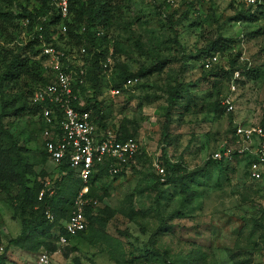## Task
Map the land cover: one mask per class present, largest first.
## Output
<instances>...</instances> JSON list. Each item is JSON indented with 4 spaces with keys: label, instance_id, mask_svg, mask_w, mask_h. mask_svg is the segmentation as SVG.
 Returning a JSON list of instances; mask_svg holds the SVG:
<instances>
[{
    "label": "rangeland",
    "instance_id": "1",
    "mask_svg": "<svg viewBox=\"0 0 264 264\" xmlns=\"http://www.w3.org/2000/svg\"><path fill=\"white\" fill-rule=\"evenodd\" d=\"M11 1L13 14L19 8L40 12L39 0ZM48 12L29 22L15 20L10 36L24 42L23 34H35L50 19ZM240 13L256 20L233 21ZM72 18L69 12L66 24H73ZM84 26L83 18L71 34L87 45L86 87L100 104L101 123L136 139L140 154L127 174L94 181L91 229L65 239L53 227L37 237L43 246L35 251L28 249L32 243L24 249L8 245L20 233V220L17 202L6 203L0 193V264H33L45 247L52 248L46 252L51 264H264V180L245 178L243 159L206 164L229 143L235 124L264 125V17L242 0H113L109 20L92 34L93 47ZM218 38L231 40L222 54L210 51ZM4 39L0 36V46L11 47ZM74 44L67 38L76 51L81 44ZM93 53L100 54L96 89L89 70ZM4 64L0 59V74ZM27 64L44 74L38 52L28 54ZM231 66L242 73L231 95L234 110L225 114L219 103L230 78L219 70ZM121 68L147 75L131 88L112 87ZM38 83L21 75L15 85L0 88V110L4 106V126L33 163L28 186L51 187L57 168L40 154L37 117L14 114L29 106V92ZM112 89L118 93L111 95ZM174 90L178 94L166 121L167 97ZM164 163L177 165L180 174L197 173L185 181L190 196L159 180L155 167L164 170ZM76 187L74 174L64 176L63 196Z\"/></svg>",
    "mask_w": 264,
    "mask_h": 264
},
{
    "label": "built area",
    "instance_id": "2",
    "mask_svg": "<svg viewBox=\"0 0 264 264\" xmlns=\"http://www.w3.org/2000/svg\"><path fill=\"white\" fill-rule=\"evenodd\" d=\"M68 3L69 0H49L48 15L54 14L57 22L48 28L47 40L40 34L35 38L34 34L31 36L23 34L22 37H26L24 42L18 43L17 40H13L10 46H25L32 41L37 44L45 80L32 89L29 104L40 107L35 116L39 122L41 148L46 159L56 168L65 164L81 184L72 199L67 218L61 222L62 231L72 237L86 229L84 206L96 205V201L87 198L86 195L89 179L97 173L98 167L105 165L107 175L110 177L127 174L140 150L136 139L119 140L117 131L99 128L91 111L85 109L86 100L92 93L86 87V72L82 62L88 54L83 40L76 51L67 46ZM242 4L250 11H256L258 6L264 5V0H242ZM203 66L207 68L208 63ZM245 70H248L247 66ZM241 73L240 70L231 74L229 92L219 103L225 114L234 110L231 95ZM136 83L137 78L126 79L121 88L128 89ZM117 93V89L110 91L111 95ZM235 159L245 160L243 168L245 178L252 182L264 180V128L253 124H235L232 127L229 143L223 144L213 154L212 161L226 164ZM155 168L159 180L163 182V168ZM46 185L48 184H44L38 192V201L50 187ZM51 195L53 190L48 192V196ZM43 214L48 222L53 221V216L49 212L45 211ZM33 264H51V261L46 252H41L35 257Z\"/></svg>",
    "mask_w": 264,
    "mask_h": 264
},
{
    "label": "trees",
    "instance_id": "3",
    "mask_svg": "<svg viewBox=\"0 0 264 264\" xmlns=\"http://www.w3.org/2000/svg\"><path fill=\"white\" fill-rule=\"evenodd\" d=\"M39 1L41 4L39 8L40 12L43 13L45 9H49L48 6H46V2L49 0ZM112 3L113 0H69L68 10L72 14L73 24H66L67 38L69 40L73 39L77 46L81 44L82 39H77L73 34H71V30L84 18V31L88 36V44H91L93 47L95 43L94 40H96V38L92 34L98 32L99 28H104V24L107 23L110 17ZM11 4V0H0V36H5L4 41L8 40V42L6 41L7 43H11L13 41V37L12 35L10 36V33L16 32L15 30L17 29V26L15 20L21 19L27 20L29 22L35 20L36 15H39L40 13L36 10L28 11L25 8H19V13L13 14L11 11ZM256 12L260 17H264V5L258 6L256 8ZM255 20L256 19L254 16H251V18H246L242 13L233 18V21L237 22H253ZM56 22L57 18L54 14H52L47 22L42 23L40 30L34 34V38L40 34L45 40H47L48 27L54 26ZM248 37L254 36L249 34ZM230 43V39L220 40L218 38L211 43L210 51L212 53L222 54L228 48ZM34 52H38L35 41H32L25 46L12 45L9 48L0 46V59L5 62L4 70L0 74V88L3 86L6 87V85H15L17 79L21 75L39 82L38 84L44 82V76L36 72V68H33V66L27 64L28 54H33ZM99 57V53H93L91 55V64L89 70L90 72L94 73L92 75V86L94 89H96L98 86V72L100 67L97 66L96 60ZM244 68L245 66H243V69ZM122 69L123 68H121V71L118 72L116 78L111 80L112 87L120 86L126 79H140L147 75V72L144 71H138L132 74ZM237 70H239V68L234 69L231 66L229 67V70H219V73L222 74V77H225L226 80H228L231 74ZM31 91L29 92V95L31 94ZM177 94L178 91L174 90L167 97V108L164 114L166 121L169 117V110L174 105V100ZM11 102L12 100L10 103ZM85 109H89L91 114L96 118V125L99 128H104V125L101 123L102 117L100 116L101 110L99 102L93 100L92 97L88 98L86 100ZM39 110V106H33L29 104V106H21L16 108L14 114H28L30 116H35L38 114ZM4 115L3 106L0 110V193L3 195L6 203L13 206L12 203L17 202L15 206L17 207L20 220V233L17 237L10 240L8 245L24 249L27 245L32 243V246L28 247V249L29 251H35L38 246L43 244V242L36 240L37 237L44 234V232L48 233V231L53 227H56L60 231V234L66 236L65 239L69 237L62 231L61 222L67 218L70 212L72 199L77 194L81 184L75 179L77 182V187L75 188L74 192L70 194L71 199H68V196L70 195L66 194V192L63 196L61 186L64 176L70 177L73 174L72 171L65 164H63L57 168V179L54 180V185L48 187L47 190L44 191L43 197L38 201L37 194L42 189L43 184L41 182H33L30 187L28 186L30 183V178L34 177L33 163L28 160L25 150L17 146L16 140L4 126ZM164 124L165 125L163 128L166 129V122ZM261 127L264 128V125ZM117 133L119 134V140L131 138L130 136H123L120 132ZM40 154L45 156L43 151ZM212 163L213 161L208 160L206 164ZM164 164L165 168L162 183H165L166 185H177L181 193L186 194L187 192V194L190 196L191 193L188 191L185 181H193L197 173L192 172L180 174L181 169L177 165L167 163ZM102 177H108L107 167L105 165L99 166L97 173L89 179L88 193L86 195L87 198L96 201L91 195V186L94 184L96 179ZM14 187L17 188L16 195L11 194V189ZM50 190H53V195L48 196V192ZM94 208L95 206L92 204H87L84 206L83 212L87 222L86 229L96 222V219L92 216V211ZM45 211L49 212L53 216L52 222H48L45 219L43 214ZM89 228L91 229V227ZM85 230L77 233L75 236L80 237L85 232ZM43 249L45 252L52 250L51 247H45ZM1 258L2 257H0V260Z\"/></svg>",
    "mask_w": 264,
    "mask_h": 264
}]
</instances>
